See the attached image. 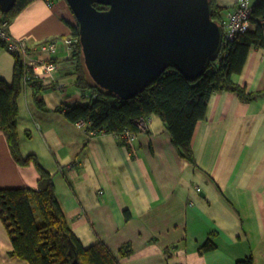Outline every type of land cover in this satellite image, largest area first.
<instances>
[{
  "label": "crops",
  "instance_id": "crops-1",
  "mask_svg": "<svg viewBox=\"0 0 264 264\" xmlns=\"http://www.w3.org/2000/svg\"><path fill=\"white\" fill-rule=\"evenodd\" d=\"M216 1L229 10L226 20L237 0ZM72 17L66 1L38 0L7 28L28 42L39 63L50 58L41 46L58 42L54 81L39 79L46 87L38 95L43 108L36 89L23 82L17 121L21 153L34 155L53 177L71 230L85 247L103 242L115 255L130 244L133 254L122 264H237L248 258L264 264V95L251 102L227 91L210 97L193 136L196 165L179 155L156 114L141 121L131 144L112 134L91 135L59 111L85 102L79 91L68 90L74 87L66 63L71 54L61 43L71 34ZM15 62L1 45L0 78L8 84ZM233 79L248 92H264V48L251 50ZM40 178L34 161H16L0 130V190H38ZM209 239L217 248L201 254ZM12 250L0 221V264H28L10 256Z\"/></svg>",
  "mask_w": 264,
  "mask_h": 264
},
{
  "label": "trees",
  "instance_id": "trees-1",
  "mask_svg": "<svg viewBox=\"0 0 264 264\" xmlns=\"http://www.w3.org/2000/svg\"><path fill=\"white\" fill-rule=\"evenodd\" d=\"M36 1L17 0L9 13L0 12V23L11 22ZM44 1L53 4L65 0ZM210 1L213 7L212 18L222 25L224 15L229 10L220 7L216 0ZM94 6L101 11L108 9L100 4ZM252 8L251 29L226 43L219 58L211 63L201 78L190 81L177 69L169 68L144 92L130 100L121 99L94 83L84 64L79 25L75 19L69 36L74 41V50L66 63L71 68L73 85L84 95L85 102L67 105L59 111L64 113L70 123H86L88 131L94 135H115L122 145L126 144L123 140L126 131L134 134L141 132L140 122L156 114L169 131L179 155L196 165L193 136L197 124L205 119L210 97L227 91L237 94L244 102H251L264 95V92H248L233 79L242 72L249 52L264 48V0H258L252 4ZM15 58L12 84L0 78V130L7 136L16 161L22 166L34 161L41 178L38 190H0V221L11 237L13 250L10 256L28 264H74L75 261L79 264H122L123 259L133 254L131 245L125 244L119 255H115L103 242L85 247L69 227L56 196L53 177L38 165L34 155L23 157L17 121L22 83L36 89V102L40 108H43L44 101L38 95L46 87L33 75V69L21 57L16 55ZM216 248L209 239L201 247L200 253ZM237 264H254V261L248 258Z\"/></svg>",
  "mask_w": 264,
  "mask_h": 264
},
{
  "label": "water",
  "instance_id": "water-1",
  "mask_svg": "<svg viewBox=\"0 0 264 264\" xmlns=\"http://www.w3.org/2000/svg\"><path fill=\"white\" fill-rule=\"evenodd\" d=\"M65 1L79 25L90 77L121 99L135 98L169 68L196 81L223 49L224 27L213 20L210 0ZM16 2L0 0V12Z\"/></svg>",
  "mask_w": 264,
  "mask_h": 264
},
{
  "label": "built area",
  "instance_id": "built-area-1",
  "mask_svg": "<svg viewBox=\"0 0 264 264\" xmlns=\"http://www.w3.org/2000/svg\"><path fill=\"white\" fill-rule=\"evenodd\" d=\"M252 11L253 8L250 0H237L235 9L228 15L227 19L222 24L224 27L223 46L251 29ZM7 28V22L0 23V42L6 46L7 50L11 54L20 56L24 63L33 69V75L36 78L43 80L49 79V81L53 80L51 78L59 70V66L52 58V55L57 52L58 42H46L41 46V52L46 53L50 58L47 61L39 63L31 58L28 42L26 40L14 39L7 32ZM64 45L67 51L71 54L74 50V41L71 38H66L64 40ZM76 125L81 129H85V131L91 135H94L93 132L88 131L86 123L78 122ZM123 140L126 144H131L135 140V134L126 131L123 135Z\"/></svg>",
  "mask_w": 264,
  "mask_h": 264
},
{
  "label": "rangeland",
  "instance_id": "rangeland-1",
  "mask_svg": "<svg viewBox=\"0 0 264 264\" xmlns=\"http://www.w3.org/2000/svg\"><path fill=\"white\" fill-rule=\"evenodd\" d=\"M42 1H43V0H42ZM72 19H74V22H75V17H74V16L72 17ZM61 44H62V45H64V43H63V42H62ZM61 44H60V45H61ZM68 90H69V93H72V91H74V92H75V88H74V87H71V88H70V89H68ZM81 94H82V93H81Z\"/></svg>",
  "mask_w": 264,
  "mask_h": 264
},
{
  "label": "bare ground",
  "instance_id": "bare-ground-1",
  "mask_svg": "<svg viewBox=\"0 0 264 264\" xmlns=\"http://www.w3.org/2000/svg\"><path fill=\"white\" fill-rule=\"evenodd\" d=\"M14 56H16L15 54H13ZM20 57V56H19ZM23 60V59H22ZM38 79V78H37Z\"/></svg>",
  "mask_w": 264,
  "mask_h": 264
},
{
  "label": "clouds",
  "instance_id": "clouds-1",
  "mask_svg": "<svg viewBox=\"0 0 264 264\" xmlns=\"http://www.w3.org/2000/svg\"><path fill=\"white\" fill-rule=\"evenodd\" d=\"M70 8V7H69ZM71 10V9H70ZM73 15V14H72ZM68 38H70V37H68ZM80 42V41H79Z\"/></svg>",
  "mask_w": 264,
  "mask_h": 264
}]
</instances>
